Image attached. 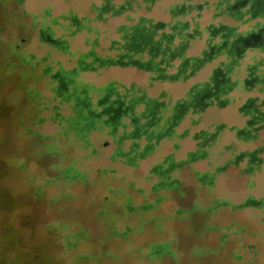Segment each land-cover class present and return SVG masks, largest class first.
<instances>
[{"label": "rangeland", "instance_id": "obj_1", "mask_svg": "<svg viewBox=\"0 0 264 264\" xmlns=\"http://www.w3.org/2000/svg\"><path fill=\"white\" fill-rule=\"evenodd\" d=\"M180 1L159 0L141 12L169 22L171 5ZM93 2L0 0V264H264V164L252 173L243 171L244 161L214 172L231 153L222 152L224 142L237 151L252 144L226 132L206 159L172 170L177 188L155 190V166L171 153L184 159L195 148V127L186 138L161 140L136 165L114 155L117 145L105 129L89 130L84 140L69 127L72 99L57 76L75 68L94 36L72 21L92 16ZM213 7L203 11L201 28L240 24L228 15L213 19ZM123 21L90 23L100 31L98 50ZM205 37L194 40L196 49ZM251 52L244 64L262 55L253 59ZM129 70L122 82L146 88L147 74ZM119 75L109 67L81 71L77 80L99 87ZM227 115L210 112L207 122ZM263 141L264 130L257 144ZM206 171L205 184L196 172Z\"/></svg>", "mask_w": 264, "mask_h": 264}, {"label": "trees", "instance_id": "obj_2", "mask_svg": "<svg viewBox=\"0 0 264 264\" xmlns=\"http://www.w3.org/2000/svg\"><path fill=\"white\" fill-rule=\"evenodd\" d=\"M159 0H98L90 8L92 16L72 21L87 32H94L93 37H87V49L81 52L76 60L75 68L65 70V75L57 76L65 86V98L71 97L72 114L69 127L87 140V134L92 129H105L117 147L114 155L123 157L132 165L137 159H143L155 152L156 146L163 139H172L188 135L177 133L176 127L189 108L202 110L213 100H218L220 106L229 103L223 98L227 92L239 85V82L250 91L256 90L258 95L248 98L244 110L251 114L252 130L241 131L239 136L245 139H257L259 131L264 128V57L248 64L243 78L232 79L231 74L239 64L245 51L256 48L264 53V0H181L171 5L169 12L171 20L165 22L155 20L141 12L149 11ZM213 5L212 17L231 16L240 24L249 20L262 19L247 31H238L239 26L223 22H210L200 27V17L204 10ZM248 11L243 9L246 6ZM191 15L189 19L181 17ZM123 17L124 21L114 27L116 36L108 40V44L98 50L100 40L99 29L90 23L105 24L111 18ZM248 17V18H247ZM206 33V48L201 56H188L187 49L191 40L202 38ZM227 55V61H221L214 69L210 83L196 86L191 91V97L173 106L166 115V104L156 98L146 96L144 92L133 87L110 81L103 86H92L77 80L81 71H97L112 66H134L151 72V79L179 80L187 79L203 66L205 62L217 56ZM214 134L201 131L194 134L201 146H211ZM128 142L126 149L123 144ZM175 148L179 144H174ZM231 151V157L219 167L223 170L227 165H238L244 161L243 171L252 173L264 164V141L253 150ZM209 150L197 149L189 151L187 159L175 160L174 154L166 155L155 166L159 181L155 190L177 188L180 180L171 178L173 169L182 164H188L200 158H206ZM197 178L203 183H209L211 177L206 173L196 172ZM155 248L154 252H158Z\"/></svg>", "mask_w": 264, "mask_h": 264}, {"label": "crops", "instance_id": "obj_3", "mask_svg": "<svg viewBox=\"0 0 264 264\" xmlns=\"http://www.w3.org/2000/svg\"><path fill=\"white\" fill-rule=\"evenodd\" d=\"M248 7L249 6L244 7L243 10L245 12H247ZM255 20L262 23V19L260 17L255 19ZM242 24H246V23L238 24V26H239L238 31L249 30V28L241 29ZM233 26H237V25H233ZM248 27H250V26H248ZM196 39H198V38H196ZM194 40L195 39L191 40L189 43V46L187 49V55L188 56H201L202 52L206 48V37H205V46L199 48V50L195 48L196 44H194L195 43ZM249 51H252L251 52L252 54H250V58L255 59L257 53L262 54L261 56H259L257 58V60H260L261 58L264 57V55H263L264 53L261 52L260 50L256 49V48L247 49L245 51L244 55L245 56L248 55ZM244 55H243V57H244ZM243 57L238 60L240 65L236 66L233 70V73L231 74V78L233 80L237 79L238 78L237 75L239 73L243 72V70L245 71L247 65L249 64V63H247V64L243 63V61H244ZM227 60H228L227 55H225V54L219 55L215 59L208 61V62H205L203 64V66L201 68H199L197 71H195V73L193 75H191L189 78L179 79V80L151 79L152 74L149 71L139 69V68L134 67V66L116 65V66H112V67H114L116 72L119 73L120 75H119V77L113 79L112 81L116 82L117 84L125 85L127 87H133L135 89H139L142 92H144L146 96L156 98L160 102L166 104L165 108H166V115H167V114H170L172 112L173 106L175 104L182 103V102L190 99L191 91L194 87L199 86V85L201 86V85L209 82L214 69L218 68L221 61L225 62ZM129 69H135L137 72L139 71L141 73L147 74L148 82H147L146 88L143 87V85H138L134 81L130 82L129 84L122 82L123 80H122L121 75L123 73H128V71H130ZM245 74H246V72H245ZM243 77L244 76H242V78ZM150 89H153V91L157 90V93H155V94L149 93ZM258 94L259 93H257L256 90H253V91L247 90L241 84V82H239V85L234 87L233 90L227 92L224 96H222L223 98L229 99V103L226 104L225 106H220L218 103V100H213V101L209 102V104L205 105L202 110H198L197 108H189L188 111L185 114H183V116L181 117V119H180V121L176 127V132H177V129L180 127V125H184L182 130H180V132H177V133L182 134L187 130L188 135L191 133V127H195L194 132L192 133V138L195 141V148L188 150L186 152V155H188L189 151H194L197 149H203V148L204 149L207 148L208 150L212 149V148L214 149L216 146H218L221 143V141H223V138H225L224 133H226V132L233 134V136H234L233 140H235L238 143H244V144L250 143L253 145L252 147H249V148L246 147L243 150H239V152L245 151V150H253L257 146H259L261 143L257 144V142L262 137V132H263L264 128L259 131V135H258L257 139H255V140L245 139V138L239 136V132H241V131L252 130L251 122H253V117L251 114L247 113L244 110V105L246 104L248 98L259 96ZM210 112H213V113L220 112V115H223L225 112H228V115L225 116L224 118H222V117L218 118L219 120L210 123V122H207V119L210 116ZM214 115L218 116V114H214ZM231 115L233 116L232 119H230ZM201 131H207V132L214 134V136H213L214 141H213V144L211 146H201L199 144V140H197L194 137L195 133H198ZM187 136L179 137V139L186 138ZM163 140H165V139H163ZM167 140H171V139H167ZM232 143L233 142H231V140H230V142L229 141L224 142L221 145L222 152L224 150H227V148H232L236 152L237 150L232 147ZM179 146H180V144H179ZM228 156L229 157L226 158L224 163L230 158L231 154ZM184 159H187V156ZM202 159H206V158L203 157V158H200L196 161H199ZM196 161H192V162H196ZM192 162H190V163H192ZM224 163L218 164L216 166L214 172L223 171V170H219L218 168L223 166ZM204 173L211 175L207 171Z\"/></svg>", "mask_w": 264, "mask_h": 264}, {"label": "flooded vegetation", "instance_id": "obj_4", "mask_svg": "<svg viewBox=\"0 0 264 264\" xmlns=\"http://www.w3.org/2000/svg\"><path fill=\"white\" fill-rule=\"evenodd\" d=\"M262 0H257V3L260 4Z\"/></svg>", "mask_w": 264, "mask_h": 264}]
</instances>
